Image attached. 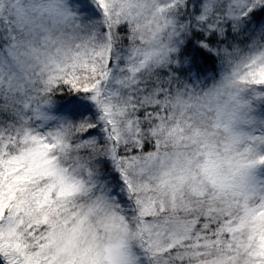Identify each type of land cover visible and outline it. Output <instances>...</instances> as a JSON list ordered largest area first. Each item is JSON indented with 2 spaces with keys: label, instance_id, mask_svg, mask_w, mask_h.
I'll use <instances>...</instances> for the list:
<instances>
[{
  "label": "clouds",
  "instance_id": "1",
  "mask_svg": "<svg viewBox=\"0 0 264 264\" xmlns=\"http://www.w3.org/2000/svg\"><path fill=\"white\" fill-rule=\"evenodd\" d=\"M262 76L264 0H4L0 264H264Z\"/></svg>",
  "mask_w": 264,
  "mask_h": 264
},
{
  "label": "trees",
  "instance_id": "2",
  "mask_svg": "<svg viewBox=\"0 0 264 264\" xmlns=\"http://www.w3.org/2000/svg\"><path fill=\"white\" fill-rule=\"evenodd\" d=\"M189 48L191 49V54L197 52L196 47L192 45L191 41L189 42ZM194 62L197 66H207L208 64L213 63L207 58L206 54H203L202 50H200L198 54H196Z\"/></svg>",
  "mask_w": 264,
  "mask_h": 264
},
{
  "label": "snow or ice",
  "instance_id": "3",
  "mask_svg": "<svg viewBox=\"0 0 264 264\" xmlns=\"http://www.w3.org/2000/svg\"><path fill=\"white\" fill-rule=\"evenodd\" d=\"M17 3H18V0H17ZM3 6H4V0H0V13L3 12ZM16 15L19 17V16H22L23 15V10L20 9L19 7L16 8ZM196 54H198V52H194L192 54V59L194 60L195 59V56ZM261 79H264V76L261 77Z\"/></svg>",
  "mask_w": 264,
  "mask_h": 264
}]
</instances>
